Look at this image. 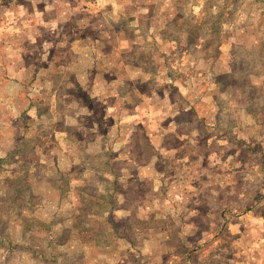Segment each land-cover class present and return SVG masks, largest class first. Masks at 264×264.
I'll return each instance as SVG.
<instances>
[{
    "label": "rangeland",
    "instance_id": "1",
    "mask_svg": "<svg viewBox=\"0 0 264 264\" xmlns=\"http://www.w3.org/2000/svg\"><path fill=\"white\" fill-rule=\"evenodd\" d=\"M117 1L0 0V77L18 76L21 54L39 46L47 50L41 64L50 65L56 41L67 49L66 30L60 37L56 28L71 17L94 53L98 43L109 56L124 48V61L139 67H125V79L155 74L140 87L159 92L149 111H136L130 96L124 104L115 94L118 82L105 80L89 113L86 96H75L79 118L68 127L63 98L61 115L52 96L42 118L22 108L25 98L46 99L33 93L52 92V83L29 72L15 95L18 85L4 93L0 80V264H264V0ZM89 2L137 7L142 16H113L123 31L100 32L76 11L95 8ZM27 63L34 71L30 55ZM65 65L55 64L57 81ZM186 103L196 116L180 113ZM134 132L162 151V186L153 170L111 155L113 145L124 156ZM11 139L21 142L14 155L4 151ZM35 148L40 155L30 156Z\"/></svg>",
    "mask_w": 264,
    "mask_h": 264
},
{
    "label": "crops",
    "instance_id": "2",
    "mask_svg": "<svg viewBox=\"0 0 264 264\" xmlns=\"http://www.w3.org/2000/svg\"><path fill=\"white\" fill-rule=\"evenodd\" d=\"M28 1H37V0H28ZM119 1V0H118ZM117 1V4H118ZM6 2V0H5ZM120 2V1H119ZM90 4H93L95 8H92L91 6L85 7L83 6L80 9H77L76 11H80L83 13H88L89 15H91L92 17V21L90 22L91 25L95 24L96 25V29L98 31L101 32L102 31H106V30H110V31H115V32H120L123 31L124 26L123 23H117L116 21L113 22V16L117 18H121L122 16H125L127 14L130 15V13L123 8V6H117L119 8H111V7H106L105 5L103 6H99L96 5V3H92L89 2ZM56 9V8H55ZM93 9L95 10V13H93ZM19 10V8H16V11L13 9V11L17 12ZM55 11V10H53ZM115 13H112L114 12ZM87 14V15H88ZM93 14H95L96 17L93 18ZM131 17H133L134 19V15L131 14ZM137 18V16H135ZM70 20L71 17H67L64 21L63 24H58V28H56V32L57 34L61 37V34L63 31L66 30V36L68 37L67 39V49L66 51L60 50V45H58L57 43L59 41L55 42V45L51 46V50L49 51L50 54V65H42L41 63L43 61H45L44 55L45 52L47 50L42 49V46H39L38 48L35 49H29L26 50L25 52H23L21 54V68L18 72V76L12 77L11 75H7V72H4V76L0 77L1 79L5 80V87L2 86L4 88H2V91L4 89L9 90L10 86L12 83L17 84L18 86H16L17 90H15V95L16 94H21L24 91V87H27V79H28V74L29 72H34V76L35 78L38 80L41 77H43V79L45 80L44 82H50L52 83V92H46V93H38V92H34L33 95H37V94H51L52 97L55 98V111H56V107H57V100H58V96H64V97H71V96H86V100H84L83 98H81L82 100H84V103H81V99L79 98V103H81V105L84 107L83 109L89 113L90 111H88L87 109V105H89V103H91L94 99V95L97 94V92L99 91V89L101 87H103V85H106L105 80H116L118 82V88L117 91H115V94H118L119 96H122L120 99L123 101L124 104L129 103L126 99H124L125 96H130L129 99L131 101V103L133 105H135V110L139 111V110H143L146 108L147 111H149L152 108V102H150V100L153 99V95H155L156 93L159 94V92H157L156 90V85L151 86L150 84H147V88L145 90H143L140 86V83H145V81L149 78L155 77L156 75L154 73V76L147 73L146 71L142 74H139V76H137V78H132L129 80H126L124 77V68H131L134 70H138L139 67L136 65H132L131 63L124 61V54H125V49H119L116 50V52L114 53V56H109L107 54L106 51H104L102 49V45L100 43H98L96 45V47L98 48V51L96 50V52L94 53L92 51V46H91V41L92 38L88 37V36H78V32L81 31L80 27L82 26L81 24H77L75 26H71L70 24ZM111 21L112 23L108 22ZM90 25V24H88ZM44 29V28H43ZM42 29V30H43ZM48 29V28H47ZM50 29V28H49ZM95 29V30H96ZM4 45H6V47L8 46L7 43H3ZM135 45V42H134ZM31 56L33 58V61L35 62V70L32 71L31 68L33 67V64L31 63L30 65H28L27 61H28V56ZM0 56H2L0 54ZM111 58V60L114 61L115 63V69L113 68H108V62L110 61L109 59ZM81 60H85L86 64H87V68L85 71H76L75 69L78 70L76 63L78 61ZM61 61H65V69L64 72L59 76L58 81L57 78L55 77V73L57 71V68L55 66V64L60 63ZM100 62V68H97L95 65V62ZM117 63L119 64V68L117 67ZM105 66V67H104ZM107 66V68H106ZM58 69H62L61 67L57 66ZM112 75V76H109ZM146 77V78H145ZM17 79V80H16ZM146 79V80H145ZM7 80V81H6ZM144 80V81H141ZM126 81H133L134 85L130 86V88H128L126 85ZM41 84H44L41 82ZM132 84V83H131ZM9 86V87H8ZM184 87V86H182ZM4 90L3 92L6 93L7 91ZM117 95V96H118ZM89 99H88V97ZM124 96V97H123ZM139 96V97H137ZM77 97H74L73 100H67L65 101L63 99V101L61 103L64 102H68L69 108L67 110V114L70 116L69 120L67 122V126L68 127H73L75 126V122L74 120L78 119L79 117L76 116V111H73V109L70 107L71 105H73V103H75V99ZM99 100H101L100 98H98ZM26 100V104L22 106V108L24 107L25 111H34L35 115L37 118H42L44 117V115H41L43 110H40L39 107H37V105L35 107H30V100L25 98ZM36 102L38 101V99H34ZM29 101V104H28ZM188 103H186L185 107L183 106V108H181L180 113H187V115H189L190 113H188L189 111H191L192 114H194L196 112V108L195 106H190ZM180 109V108H178ZM212 111L216 110V106L212 105L211 106ZM24 111V113H25ZM177 111V110H175ZM179 112V111H178ZM194 112V113H193ZM179 113V114H180ZM196 116V113H195ZM78 117V118H77ZM36 118V119H37ZM30 124H33L35 122V119L32 118V120H28ZM28 121L27 119L24 121V123L26 122V126L28 125ZM193 121V118L191 117V119H185L183 120L181 123L184 125H187L189 123H191ZM0 125L4 126V122L0 121ZM149 125V123H148ZM9 126H11V123H9ZM30 126V125H29ZM170 130V129H169ZM24 131H23V135H24ZM170 134V133H168ZM146 136V135H145ZM109 136H104L102 135L101 140L105 141L107 140ZM185 137V138H184ZM164 138H165V134H164ZM27 139V138H25ZM184 139H186V136L182 137V140L184 141ZM12 139L9 142V146L7 148L4 147V151H7L9 155L13 154L11 152V149H13L15 145L14 141V146L13 143L11 142ZM24 141V140H23ZM67 141V140H66ZM150 143L152 144L153 148H154V154L151 157V159L145 164V165H140L138 163H136L126 152V154L124 156H122L123 154L120 153L118 151V149L113 148V145L110 146L113 156L116 154V157H119V159H123L127 162H130L136 166H138L139 168H142L143 171L145 170H153L158 176H159V181L161 182V186H162V182L164 183V174H162V172L157 171L156 167L158 166L159 162L157 163L156 159L158 158V155L160 152L159 148H157L156 144L151 141L149 139ZM113 142V141H112ZM116 146H119L120 144H122V139L121 141L117 142V140L114 143ZM108 145L105 146V148H102V152H104V155L106 157L107 156V148ZM36 155H40L39 151L37 150V148H35ZM162 150V149H161ZM115 153V154H114ZM122 154V155H121ZM164 156L166 155H172L171 152H165L162 153ZM14 155V154H13ZM24 156H21V158H23ZM157 164V166H156ZM146 173V172H145ZM41 263L45 264L44 260L41 258V260H39Z\"/></svg>",
    "mask_w": 264,
    "mask_h": 264
},
{
    "label": "trees",
    "instance_id": "3",
    "mask_svg": "<svg viewBox=\"0 0 264 264\" xmlns=\"http://www.w3.org/2000/svg\"><path fill=\"white\" fill-rule=\"evenodd\" d=\"M86 6L85 7H88L89 4H85ZM106 7H111V8H119L117 5H111V4H108ZM130 14L134 15V16H142V12H140V8L137 9V7L135 8H132V10L128 9L127 10ZM112 13H115L112 12ZM126 84H131V82L129 81H126ZM51 94L48 95L46 97V99H38V101L36 102L33 99H29L31 104H30V107H35L37 105V107H43L44 106V103L45 101H49L50 98H51ZM75 96H71V97H64V96H58V98H67L69 100H73ZM78 97H81V96H78ZM64 111V106L63 105H58L57 106V113L58 115H61ZM47 114V111H42L41 115H46ZM26 127V126H25ZM24 132H26V130H24ZM17 146L15 147V149H17L16 151L18 152L20 150V146H21V142H17L16 144ZM18 147V148H17ZM128 149V150H126ZM127 154L138 164L140 165H145L150 159L151 157L153 156L154 154V148L152 146V144L150 143L149 139L144 135V134H141L140 132H134L133 135L129 138V140H127V143H126V146H125V149ZM24 157L28 156V154H24V153H21ZM113 155V153L111 154ZM30 156H33V157H37L36 154H30ZM6 242V241H5ZM3 242V243H5ZM11 249V248H10Z\"/></svg>",
    "mask_w": 264,
    "mask_h": 264
}]
</instances>
